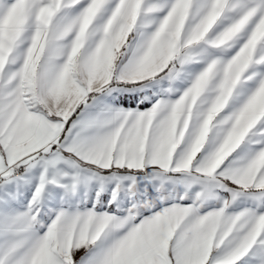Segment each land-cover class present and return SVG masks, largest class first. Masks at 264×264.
I'll use <instances>...</instances> for the list:
<instances>
[{"label": "snow or ice", "instance_id": "obj_1", "mask_svg": "<svg viewBox=\"0 0 264 264\" xmlns=\"http://www.w3.org/2000/svg\"><path fill=\"white\" fill-rule=\"evenodd\" d=\"M0 264H264V0H0Z\"/></svg>", "mask_w": 264, "mask_h": 264}]
</instances>
